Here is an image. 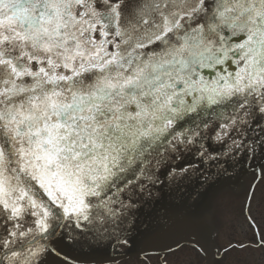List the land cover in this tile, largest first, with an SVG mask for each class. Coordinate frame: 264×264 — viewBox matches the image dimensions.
Listing matches in <instances>:
<instances>
[{
	"label": "snow or ice",
	"instance_id": "6c2138e0",
	"mask_svg": "<svg viewBox=\"0 0 264 264\" xmlns=\"http://www.w3.org/2000/svg\"><path fill=\"white\" fill-rule=\"evenodd\" d=\"M256 252L264 0H0V264Z\"/></svg>",
	"mask_w": 264,
	"mask_h": 264
},
{
	"label": "water",
	"instance_id": "95a60500",
	"mask_svg": "<svg viewBox=\"0 0 264 264\" xmlns=\"http://www.w3.org/2000/svg\"><path fill=\"white\" fill-rule=\"evenodd\" d=\"M165 192L167 194V199L164 201L166 204H178L180 203L181 196L187 195V188L181 187L180 191H169L168 189H165ZM158 207V205H157Z\"/></svg>",
	"mask_w": 264,
	"mask_h": 264
},
{
	"label": "flooded vegetation",
	"instance_id": "af4514ba",
	"mask_svg": "<svg viewBox=\"0 0 264 264\" xmlns=\"http://www.w3.org/2000/svg\"><path fill=\"white\" fill-rule=\"evenodd\" d=\"M188 258H189V257H185V259H188ZM190 258H191L192 260H195V254L192 253V254L190 255ZM239 258H240V259H248V260H250V261H254L255 264H261V254H260L259 252H256L255 254L248 255V256H243V255H241Z\"/></svg>",
	"mask_w": 264,
	"mask_h": 264
}]
</instances>
